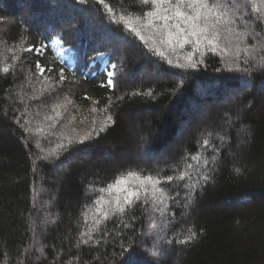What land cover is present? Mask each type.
Here are the masks:
<instances>
[{"label":"trees","instance_id":"trees-1","mask_svg":"<svg viewBox=\"0 0 264 264\" xmlns=\"http://www.w3.org/2000/svg\"><path fill=\"white\" fill-rule=\"evenodd\" d=\"M105 3L118 15L146 10L138 0ZM0 17V68L14 66L0 71V264H121L133 247L141 264H264V72L243 64V55L233 63L227 53L212 52L194 69L178 67L188 46L166 52L169 64L126 25L114 23L97 0H0ZM144 35L147 40L151 32ZM55 40L71 52L73 67L55 52ZM254 44L249 36L241 48ZM29 46L40 51H22ZM108 72L115 73L114 88L107 86ZM47 84L53 88L41 94ZM64 97L72 103L49 127L46 117ZM105 115L115 123L78 142ZM65 137L74 143L49 157ZM198 154H215L218 162L187 209L184 182L161 185L166 205L140 203L127 216L102 221L93 233L101 240L103 232L101 243L77 244L104 206L94 202L117 195L100 189L129 171L172 174L177 164L183 169L185 157ZM188 163L192 184L199 179L197 162ZM189 227L198 231L196 241L165 244L169 255L162 259L150 251L157 236L183 238Z\"/></svg>","mask_w":264,"mask_h":264},{"label":"snow or ice","instance_id":"snow-or-ice-1","mask_svg":"<svg viewBox=\"0 0 264 264\" xmlns=\"http://www.w3.org/2000/svg\"><path fill=\"white\" fill-rule=\"evenodd\" d=\"M79 3H86L87 0H78ZM139 4L145 6L146 10H140V14L136 16L118 15L114 8L105 3V0H97V3L106 9V14L114 23H123L127 28L134 33L145 44H150V51L155 52L161 58L167 60L169 64L173 61L168 59L166 52L176 53L178 50L190 47L187 55L183 56L184 63L179 62L177 57V66L181 68H196L198 64L204 61L202 57L206 52L214 54L227 53L233 63H236L241 55L244 56L243 64L249 65L253 70L264 72V28L261 32H256V27L264 25V0H138ZM118 16V19L116 18ZM0 23H3V17H0ZM151 32V35L145 40L144 32ZM251 36L256 39L257 44L245 46L243 49L241 45ZM13 49H9L12 51ZM22 51L39 52L34 46L23 48ZM13 60L18 59L15 55ZM39 69L40 75L43 76L45 69L37 62L35 65ZM13 65H6L0 68V71L7 74L13 70ZM115 68V65H113ZM243 71H249V68H244ZM114 72H108L107 86L115 87L116 83L112 77ZM65 77L61 74L59 81H63ZM53 85L47 84L41 89V94L49 91ZM151 94V93H149ZM72 101L68 97L54 105L52 111L54 115L47 116L46 120L52 123L49 127H55L58 119L62 118L63 113L61 108H65L66 104H71ZM96 112V108L91 109ZM107 113V109H104ZM19 123V121H17ZM115 121L111 115H105L103 122L99 128L93 127L78 142L83 143L94 135H99L108 127L114 124ZM92 124H96V120H92ZM42 131V129H41ZM250 129L245 130V136L242 143H246ZM67 143H58L56 148H53L48 153L49 157H58L63 151L70 147L74 140L69 137L64 138ZM221 143L226 142V137H221ZM210 140L202 141L201 146L207 149L210 145ZM218 149L213 148V153ZM197 162V174L199 179L192 184L187 183L191 179L189 170L193 169V165L188 163V160ZM218 157L213 154L211 159L203 157L201 154L193 155L184 158V167L181 169L177 164L172 174L161 176L157 175H142L138 172L129 171L122 174L114 180L112 184L107 185V188L100 189L101 192L115 191V195L111 200H97L94 203L104 205L97 208L98 217H94L93 224L87 232L79 234L77 240L78 245H89L91 243H101L103 239V232L101 233V240H94L93 233L100 231L99 225L104 220H108L113 216L123 217L128 215V210L133 209L140 203L151 202L154 205H166L169 197L166 195L164 188L161 185H173L176 188H187L185 193L184 207L188 208L193 202V192L200 183H207L212 179L211 173L216 171ZM203 165V170L199 166ZM239 171V169H237ZM91 190V189H90ZM179 195V192H177ZM174 202L175 198H172ZM87 215V213H85ZM135 217H131L134 219ZM55 223V220L51 221ZM122 227L128 228L129 223L123 222ZM198 231L189 227L182 234L183 238L179 236L175 240H165L161 236L152 242L150 251L157 256L158 259L166 258L169 255V249L165 244L171 245L178 243L181 245H189L198 238ZM123 250V249H122ZM33 249H28L24 253L25 257L30 259ZM139 253L135 247L131 248L127 256L121 261V264H141L138 258ZM19 264H25L24 260H20Z\"/></svg>","mask_w":264,"mask_h":264},{"label":"rangeland","instance_id":"rangeland-1","mask_svg":"<svg viewBox=\"0 0 264 264\" xmlns=\"http://www.w3.org/2000/svg\"><path fill=\"white\" fill-rule=\"evenodd\" d=\"M57 42H59L58 40H56L55 44H57ZM58 52L61 54L62 58L68 61V64L73 65V63L75 62L74 58L70 59V56L66 54V50H58ZM170 147V146H169Z\"/></svg>","mask_w":264,"mask_h":264}]
</instances>
